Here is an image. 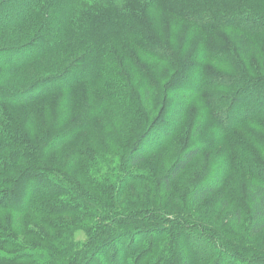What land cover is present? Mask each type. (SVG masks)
Listing matches in <instances>:
<instances>
[{
    "label": "trees",
    "instance_id": "trees-1",
    "mask_svg": "<svg viewBox=\"0 0 264 264\" xmlns=\"http://www.w3.org/2000/svg\"><path fill=\"white\" fill-rule=\"evenodd\" d=\"M239 3L0 0V264H264L249 241L264 231V14ZM184 27L191 49L172 44ZM131 39L154 62L127 65L140 88L124 79ZM218 149L220 179L172 200L185 211L241 182L219 208L235 223L207 226L215 245L187 230L194 214L166 227L152 213Z\"/></svg>",
    "mask_w": 264,
    "mask_h": 264
},
{
    "label": "rangeland",
    "instance_id": "rangeland-1",
    "mask_svg": "<svg viewBox=\"0 0 264 264\" xmlns=\"http://www.w3.org/2000/svg\"><path fill=\"white\" fill-rule=\"evenodd\" d=\"M240 2V3H239ZM238 5L241 4V6L257 12V13H261L264 14V0H238ZM175 25V23L173 21H171L170 19L167 20V27H171L173 28ZM187 27L180 28L181 30V34L177 35H173L174 40L172 41L173 45L178 46L179 44H187L191 47H193L191 45L192 41H190L191 39L188 37L187 35ZM167 36V35H166ZM165 37V36H164ZM177 37H179L177 39ZM177 40V41H176ZM136 42L134 40L131 39V41L129 42V48L126 49L124 56L121 54V57L123 58V63L125 66H123V70H125V72H127V65H129V63H133L132 60V56L136 55L137 60L139 61V63L143 66H145L146 69H150L149 65L150 64H154V62L152 60H150L149 58H147L146 56H142L139 52H135V48H134V44ZM182 46V45H181ZM257 46L260 48L261 45L257 44ZM133 52H135V54H133ZM254 57L256 55H253ZM257 68H253L254 70V75L258 74V71L256 70ZM152 71V69H150ZM154 70V69H153ZM149 73H155V71L149 72ZM193 74L190 73V77H192ZM125 77L130 79V83L131 85L140 88L139 85V79L136 78L134 75H132L131 72H127L124 76V79H126ZM123 78V77H122ZM15 88L20 87L21 84H14ZM92 86H94L96 88V85L91 84ZM89 88L87 87V90ZM85 93H90L89 91H86ZM227 154L224 152V150H216V151H208L206 153H204L203 155H201L200 157L196 158L195 160L192 161V163L178 176L177 180L175 183H173L172 188L170 189V192L167 194L166 199L164 202H159L158 206H156L153 210L152 214L155 215H159V223L162 225H166V227H168L169 225H171L174 222L179 221V218L181 219L182 217L186 216L188 213L189 214H194L192 217H189V222H192V224L189 225V228H187V230L192 231L193 233H198V235H201V238L206 239V240H213L215 245H219L222 244L221 243V238H214L212 237V234H214V232L211 234L209 232V227H207L209 224H215V225H222V223L224 225H229L232 226L233 223H235L234 220L235 216L233 217L232 214H235L234 209L228 208V209H224V210H220L219 208H221L220 206H222V202H225V195L229 192L231 193H237L238 191H240L241 188V182H237V180L232 181V184L229 183H224L222 184V186L219 188V190H217V192L213 195L210 196V198L208 197L205 201H203L202 203H199L195 206H192L191 208H187V210L185 211H181L183 210L185 207L181 204H177V203H173V197L174 195H177V197H179L180 199H184L185 196V202H187L186 204H184L185 206L189 205L190 206V201L188 199L189 194L191 193L195 187H198L200 184L199 182L208 179L209 177V181H213V180H219L221 175L224 173V169L223 167L226 164V157ZM172 161L168 160L167 163L163 166L164 167V172L162 174H164L166 172V170L169 168V166H171ZM147 164V163H145ZM139 165V166H134V167H130L128 170L131 174H142L146 173V170L148 167L147 165ZM161 174V175H162ZM206 178V179H205ZM126 179V178H125ZM201 179V181H200ZM208 181V182H209ZM215 182V181H214ZM126 189H131L135 190V186L134 184H126ZM173 190H175L174 195H173ZM176 197V198H177ZM128 201V197L126 195L121 197L120 200V205L125 204ZM173 203L174 205H178L177 207H181V208H177L171 211H167L165 210L166 208V204ZM162 204V205H161ZM213 205L214 208L217 207V210H215L214 214L215 217L213 216V214H209V211L213 209ZM128 206H132V205H128ZM183 206V207H182ZM152 209V208H151ZM232 210V211H231ZM179 211V212H177ZM236 217H238L240 219V226L244 223H246L248 217L246 216V213L243 211L239 216L236 215ZM125 218V217H121ZM233 220V221H232ZM202 221V222H201ZM231 222V224H230ZM137 224V222H135ZM110 223H108L109 225ZM113 224V223H112ZM114 225V224H113ZM157 230V231H156ZM158 229L155 230H149L148 234H152L150 235L149 238L145 239L144 242H153L156 241L157 238L156 236H158L159 234ZM238 231V230H237ZM134 232V231H133ZM132 232V233H133ZM211 234V235H210ZM75 240L79 241V242H84L86 241V238L84 237V235L82 233H77ZM140 239H138V242ZM249 241L252 244H262L264 243V231L256 234L255 236H252ZM142 243V241H141ZM161 243V242H160ZM158 243V245L160 244ZM223 247V246H221ZM224 249V247H223ZM193 251V250H192ZM251 251V250H250ZM194 252H192L193 254ZM137 251L132 252L131 256L129 257L131 259L132 256L136 255ZM206 254L204 253H200L199 255L193 256L194 258H198L199 257H205ZM155 259V258H154Z\"/></svg>",
    "mask_w": 264,
    "mask_h": 264
}]
</instances>
